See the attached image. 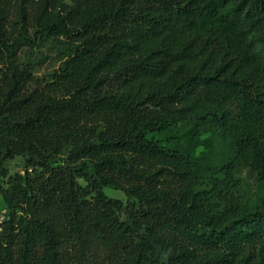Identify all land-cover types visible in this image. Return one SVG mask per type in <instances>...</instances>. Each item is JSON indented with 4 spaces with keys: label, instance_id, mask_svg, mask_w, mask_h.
Listing matches in <instances>:
<instances>
[{
    "label": "trees",
    "instance_id": "1",
    "mask_svg": "<svg viewBox=\"0 0 264 264\" xmlns=\"http://www.w3.org/2000/svg\"><path fill=\"white\" fill-rule=\"evenodd\" d=\"M206 122L234 146L209 178L155 140ZM0 175V264H264V0H0Z\"/></svg>",
    "mask_w": 264,
    "mask_h": 264
},
{
    "label": "rangeland",
    "instance_id": "2",
    "mask_svg": "<svg viewBox=\"0 0 264 264\" xmlns=\"http://www.w3.org/2000/svg\"><path fill=\"white\" fill-rule=\"evenodd\" d=\"M252 37V36H251ZM21 67L29 66L34 79L48 80L61 66L59 46L56 42H50L42 48H24L19 54ZM155 140L168 150H177L190 156L197 164L202 176L209 178L217 169L221 168L234 157V146L231 140L222 138L212 122H206L198 126L191 124L180 125L170 136H156ZM23 161L15 159L6 165L9 176L23 175ZM235 177L240 181L239 195L249 208L257 205L261 196V190L255 174L245 165L238 164ZM9 179L0 175V186L7 189ZM82 187L86 183L79 181ZM106 196L126 203L125 195L113 189H104ZM8 217V210L0 198V224Z\"/></svg>",
    "mask_w": 264,
    "mask_h": 264
}]
</instances>
